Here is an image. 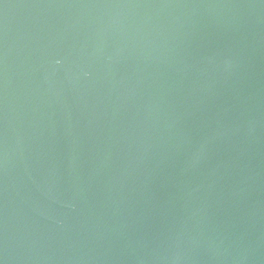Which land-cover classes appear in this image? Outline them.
<instances>
[{
	"label": "water",
	"instance_id": "95a60500",
	"mask_svg": "<svg viewBox=\"0 0 264 264\" xmlns=\"http://www.w3.org/2000/svg\"><path fill=\"white\" fill-rule=\"evenodd\" d=\"M0 264H264V0H0Z\"/></svg>",
	"mask_w": 264,
	"mask_h": 264
}]
</instances>
